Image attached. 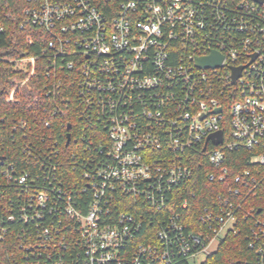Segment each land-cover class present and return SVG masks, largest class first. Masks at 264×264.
<instances>
[{
  "label": "built area",
  "instance_id": "built-area-1",
  "mask_svg": "<svg viewBox=\"0 0 264 264\" xmlns=\"http://www.w3.org/2000/svg\"><path fill=\"white\" fill-rule=\"evenodd\" d=\"M26 1L29 22L50 37L45 95L59 96L60 74H70L88 132L75 140L93 153L82 183L61 179L57 144L17 121L23 167L0 159V264H202L236 231L237 212L254 264H264V210L247 203L264 183V1ZM212 52L218 67L196 66ZM38 57L8 61L27 71ZM236 150L247 157L235 174ZM202 163L217 191L188 230V198L179 213L170 197ZM127 198L130 211L113 216Z\"/></svg>",
  "mask_w": 264,
  "mask_h": 264
},
{
  "label": "trees",
  "instance_id": "trees-1",
  "mask_svg": "<svg viewBox=\"0 0 264 264\" xmlns=\"http://www.w3.org/2000/svg\"><path fill=\"white\" fill-rule=\"evenodd\" d=\"M28 7L26 0H0V159L6 158L9 163L20 170L22 155L17 149L20 141L15 140L13 127L17 121L26 122L25 130L32 131V136L45 137L46 141L56 143L59 150L60 178L72 182L80 181L83 160L92 154L87 152L86 146L75 139L80 135L87 137L85 127L80 120L82 106L77 95L75 81L70 79L68 72H62L61 91L57 97L45 95L46 64L41 51L49 41V35L40 28L31 25L24 10ZM28 39L32 43L28 42ZM39 56V57H38ZM38 57L33 68L27 71L14 70L8 59ZM54 114V115H53ZM49 127H44V122ZM67 125L70 128L67 129ZM226 132V131H224ZM15 134V135H14ZM69 143L66 146V135ZM229 167L236 174L244 169L247 154L243 151H232L227 155ZM211 169L202 163L194 166L192 179L184 186L175 189L171 194L169 208L180 213V203L188 198L189 207L183 213L185 226L188 230L198 227V216L208 201L215 198L217 187L210 183L207 174ZM194 196L191 197V194ZM87 199L88 194L83 196ZM89 199V198H88ZM129 199L113 204L112 215L130 211ZM264 210V183L258 194L248 200ZM244 206V204H243ZM86 203L83 206L85 209ZM155 216H158L155 214ZM155 221L158 220L155 218ZM249 222L244 221V213H236V231L229 232L220 240L215 253L208 255L202 264H254L251 252L247 248L246 233ZM157 223L147 224L144 231L153 232ZM138 243L148 242L145 238H138ZM184 263L180 261V264Z\"/></svg>",
  "mask_w": 264,
  "mask_h": 264
},
{
  "label": "water",
  "instance_id": "water-1",
  "mask_svg": "<svg viewBox=\"0 0 264 264\" xmlns=\"http://www.w3.org/2000/svg\"><path fill=\"white\" fill-rule=\"evenodd\" d=\"M255 1L261 3L264 0H255ZM220 62H221V57L214 52H212L211 55L207 58L196 59V61H195L196 66L200 67V68H215V67H218L220 65ZM240 72H241V68L232 70L233 81H236V79L240 76ZM217 112H220V109H218ZM69 128H70V125H67V129H69ZM213 138H214V141H213L214 145L220 144L221 133L218 132L214 136H211L209 139L213 140ZM69 139H70L69 134H67L66 135V143H65L66 146L69 143ZM258 212H260V210Z\"/></svg>",
  "mask_w": 264,
  "mask_h": 264
},
{
  "label": "rangeland",
  "instance_id": "rangeland-1",
  "mask_svg": "<svg viewBox=\"0 0 264 264\" xmlns=\"http://www.w3.org/2000/svg\"><path fill=\"white\" fill-rule=\"evenodd\" d=\"M220 238L216 239L208 248H207V251L200 255L199 256V259H198V262H202L205 260V258L208 256V255H211L213 253H215L218 249V246H219V243H220Z\"/></svg>",
  "mask_w": 264,
  "mask_h": 264
}]
</instances>
